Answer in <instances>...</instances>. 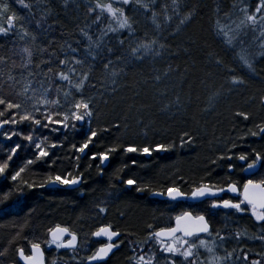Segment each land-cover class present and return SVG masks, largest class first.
<instances>
[{
  "label": "snow or ice",
  "instance_id": "obj_1",
  "mask_svg": "<svg viewBox=\"0 0 264 264\" xmlns=\"http://www.w3.org/2000/svg\"><path fill=\"white\" fill-rule=\"evenodd\" d=\"M17 2L26 10V15L18 16L11 11L9 4L0 3V106H3L0 108V136L6 142H12L7 147L0 145V152L4 154L3 158H0V179L12 182L7 189H0L2 193L0 205L6 204L13 198L19 203L20 198L37 188L43 189L56 185L71 189L73 192L78 188H84L89 184L92 164L89 163L82 170L80 163L82 157H87L89 161H98L96 175L103 177L105 165L114 154L135 153L152 157L153 153L168 152L176 147L174 142L155 145L129 143L126 146L114 143L103 151H89L90 146H95L94 141L110 129L92 128L98 109L96 96L87 95L86 89L95 90L100 95H103L104 91L114 95L118 91L121 77L126 75V70L132 62H142L146 56L159 58L163 57L165 52L169 55L172 53L170 45L161 42L159 38L145 39L137 42L135 46L129 45L127 55L124 53L116 55L109 47L106 51L109 56L115 55V60L104 57L100 61L99 77L94 76L96 64L88 63V61L98 60V50L109 34L123 33L125 30L130 36L135 34L132 17L127 10L130 6H135L133 11L143 9L146 14L151 12V19L159 28L157 13L153 10L156 0H87L84 4L85 15L91 17V20H86L84 27L76 25L81 39L73 42L64 39L66 35H72L71 32L60 31V39H56L57 27L61 26L60 12L57 11V7L67 10L75 4L76 8H80L79 0H33L31 3L17 0ZM241 3L242 6L233 4V7L237 8L241 14V18L238 21H231L230 24H221L217 19L216 29L218 34L225 37L226 44L233 50H235V42L243 43L240 39L242 36H246L249 31L254 34L253 40L258 41L259 51L253 53L241 47L235 56L242 69L255 78H261L264 68H258L257 63L259 60H264V0H257L251 10L243 0ZM172 5L173 15L178 19L175 32L172 33L175 35L180 32L181 26L192 20L194 13L189 10L181 16V0H172ZM163 9L165 21L171 22L173 15H167L168 5H163ZM225 15L230 16V13ZM50 20L51 23H49ZM94 28L95 31H93ZM117 42L123 46L125 40L119 39ZM184 51L189 50L184 49ZM215 63L223 65V58L216 59ZM173 71L172 65L169 64L167 71L153 75L150 80L144 79L143 83L148 85L151 81L152 86L155 87ZM228 71L230 83L233 86L246 83L244 76L235 74V68H229ZM93 79L95 83L92 82ZM156 91L161 96L167 94L166 90L161 91L159 88ZM179 101L180 97L176 96L177 104ZM261 103H264V97L261 98ZM169 107H171L170 104L165 105L162 110H167ZM236 115L245 121L250 118V114L245 112H238ZM137 123L142 122L137 121ZM78 124L88 126L87 131L84 132L83 142L70 143L69 151L72 155L62 160L54 150L64 148L65 141L68 140V130L78 132L80 130ZM21 125H27L26 135L18 130ZM6 126L8 130H5ZM114 127L119 128L120 125L116 124ZM144 127L146 128L147 125ZM255 127V131L248 129L237 139L240 141H246L248 137L264 139V122ZM42 130H47V134ZM37 132L41 134L35 135L34 133ZM59 134H63V139L50 142V135ZM145 135H147L146 132ZM13 137L17 140L14 141ZM184 137H187V140ZM192 140L194 137L185 132L181 137L180 146L183 147ZM24 150L31 151V158H25L19 165L12 167L14 158ZM65 160L68 161L67 167H54L57 164H63ZM218 162H226L230 172L238 171L246 178L241 182L228 176L226 184L219 186L211 182L212 173L208 171L207 182L205 178H202L188 192L182 191L181 187L175 183L157 189L150 181L133 176L124 179L122 173L130 167L125 163L116 168L109 177L108 195L115 194L118 197L132 190L137 194L147 193L152 196L166 197L169 201L209 199L211 200L208 204L209 212L215 214L216 210H226V214L227 212L247 214L256 227V232L250 233L247 228L234 230L225 228L222 235L221 230L212 228L208 216L203 212L194 214L187 210L175 215L173 226L157 228L153 224H147V235L143 241L131 239L134 233H122L119 228H114L109 223L91 233L92 237L103 238L106 242L91 251L90 255L82 257L83 264H107L114 250H118L125 244L133 253L129 258L131 264H161V261L157 259V253L162 257V264H178V261L179 264H264V252L256 253L258 259H250L251 249L245 244V241H258L264 246V148L258 150L248 145L244 150L241 144L231 141L230 147H226L223 153L210 161L217 166ZM39 164L50 169L44 175L43 182L37 183L35 180L25 179L24 176L31 167ZM130 164L136 166L138 161L132 159ZM140 167L147 168L149 165L141 164ZM180 180L183 181V177H180ZM118 185L124 187L120 188ZM225 193L236 195L234 198L226 199L221 195ZM81 195L84 193L81 192ZM106 204V201H101L95 205L98 214L108 212ZM31 211L34 209H30V213ZM214 231L215 235H213ZM202 234H205L207 238H202ZM47 236L45 243L48 247L55 246L57 250L70 249L73 252L80 247L77 232L60 224L48 228ZM125 237L129 238L125 239ZM25 240L28 241V238L25 237ZM230 241L236 244L231 250L224 246ZM28 243L29 252L27 253L24 247L15 249L19 261L22 264H45L41 243L32 241ZM149 243L156 248V251H152L151 248L145 251L144 247H139L137 251L139 245ZM201 250L206 253L203 259ZM221 251L222 254H220ZM7 254V247L0 251V257ZM53 264L56 262L53 261Z\"/></svg>",
  "mask_w": 264,
  "mask_h": 264
},
{
  "label": "trees",
  "instance_id": "obj_2",
  "mask_svg": "<svg viewBox=\"0 0 264 264\" xmlns=\"http://www.w3.org/2000/svg\"><path fill=\"white\" fill-rule=\"evenodd\" d=\"M25 2L31 3L33 0H25ZM243 2L247 3L251 10L257 0H243ZM0 3L9 4L11 11L18 16L26 15V10L17 0H0ZM86 3L87 0L81 3L82 15L80 16H77L73 5L67 10L57 7L61 21V26L57 27L56 31L57 40L60 39V31L72 33L64 37L69 42L81 39L76 25L84 27L86 20H91V17L85 15L84 4ZM156 3L160 14L164 12L163 5L167 4L169 11L167 15H173L172 0H156ZM234 3L242 6L241 0H181V16L189 10L193 11L194 15L190 22L181 26L179 33L172 34L178 24L176 16L173 15L171 22L165 21L164 16L157 17V23H162L161 28L165 27L159 39L170 45L171 55L165 52L163 57L132 62L126 70V75L121 77L118 91L114 95L109 91H104L103 95H100L95 90L86 89L87 95L96 96L98 115L93 119L92 128L110 129L94 141L95 146H90V152L103 151L114 143L126 146L129 143L155 145L174 142L176 147L168 152L153 153L152 157L135 153L114 154L105 166L103 177L96 175L98 161H89L87 157H82L80 161L82 170L89 163L92 164V175L89 177V184L84 188H78L75 192L66 188H37L20 198L19 203L13 198L6 204L0 205V251H3L5 247L8 248L7 256L0 257V264H14V262L21 264L15 249L24 247L26 253L29 252L28 241L41 243L46 253L47 264H53V261L56 264H83L81 258L90 255L91 251L103 243L101 240H80V247L76 252L48 247L46 240L41 238L47 237V229L56 224L68 227L79 236L87 238L92 237L91 233L98 227L111 223L122 233H134L131 239L144 240L147 235V224H153L157 228L169 227L173 224L175 215L191 210L194 213L203 212L207 215L212 228L221 230L222 235L225 228L229 230L247 228L250 233L257 231L247 214L231 212L226 214V210H216L215 214H212L208 211V204L206 205L205 201L198 203L188 200L169 201L147 193L137 194L132 190L117 197L115 194L109 196L107 190L109 177L116 168L125 163L130 167L122 173L124 179L133 176L150 181L157 189L175 183L181 187L182 191L188 192L202 178H205L207 182L208 171L212 173L211 182L219 186L226 184L228 176L241 182L246 178L238 171L230 172L226 162H218V166L210 163L217 155L223 153L226 147H230L231 141L241 144L244 150L248 145L258 150L264 148V139L260 137H248L246 141L237 139L248 129L255 131V126L264 122V103H261V98L264 97V73L261 78L251 76L241 68L235 56L241 47L253 53L259 51L258 41L253 40L254 34L251 31L240 38L243 43L235 42V50L228 46L225 37L217 32V19L221 24H230L231 21H238L241 18L237 8L233 7ZM218 7L219 12H217ZM225 13H230V16H226ZM129 16L132 17L134 35L142 36L146 32H153L145 28L142 23H138L136 17L131 14ZM51 22L50 20L49 23ZM64 25L66 27H63ZM143 37L145 38L144 35ZM119 39L125 40L123 46L118 44ZM130 39L131 36L127 30L123 33L109 34L104 39L102 47L98 50V60L88 61V63L96 64L95 77L100 76V61L104 57L115 60V55L109 56L106 49L111 47L116 55L121 53L127 55L129 45H132ZM184 49L189 51L185 52ZM218 58H223V65L215 63ZM169 64L174 71L162 82L157 83L155 87L152 86L151 81L148 85L143 83L144 79L150 80L153 75L167 71ZM177 66H179L178 70H176ZM257 67L264 68V60H259ZM229 68H235V74L244 76L246 83L233 86L230 83ZM92 82L95 83V79ZM157 88L161 91L166 90L167 94L159 95ZM215 93L219 95L214 96ZM176 96L180 97L178 104ZM169 104L171 107L162 110ZM238 112L250 114L249 120L245 121L236 115ZM116 124L120 127H114ZM145 125H147L146 128ZM87 127L86 124L83 126L78 124L80 129L78 132L68 130V140L65 141L64 148L54 150L62 160L72 155L69 151L70 143L83 142ZM18 130L25 135L28 133L27 125L19 126ZM185 132L194 137V140L181 147V137ZM34 134L37 135L38 132ZM59 139H63V134L50 137V142H56ZM184 139L187 140V137ZM0 153L2 155L0 157H3L4 154ZM25 158H31V151L20 152L12 163L13 167L19 165ZM132 159L138 161L136 166H131ZM141 164H148L149 167H140ZM67 166L68 161L65 160L63 164H57L54 167ZM48 171L50 169L47 166L39 164L31 167L24 178L40 183L43 182V177ZM180 177H183V181ZM11 185L10 180H0V189H7ZM118 187L124 186L118 185ZM81 192L84 195H81ZM224 198L229 197L224 195ZM101 201L107 202L106 214H98L96 211L95 205ZM30 209L34 211L30 213ZM127 238L129 237H125ZM202 238L207 237L203 235ZM224 246L231 250L236 244L230 241ZM132 255L127 244L122 245L109 257L107 264H131L129 258ZM205 255L206 253L201 250L202 259ZM157 259L162 264V257Z\"/></svg>",
  "mask_w": 264,
  "mask_h": 264
},
{
  "label": "rangeland",
  "instance_id": "obj_3",
  "mask_svg": "<svg viewBox=\"0 0 264 264\" xmlns=\"http://www.w3.org/2000/svg\"><path fill=\"white\" fill-rule=\"evenodd\" d=\"M83 0H79L80 4L82 3ZM157 4V3H156ZM73 6H75V4H73ZM135 6H130L127 10H128V14L130 15H133L134 17L137 18V21L138 23L140 22V24L142 23V25L147 28L148 30L151 29L152 33L150 32H146L145 34H143L145 36V38L142 36H137V35H131V42L130 44H132L133 46H135V44L137 42H140V41H143L145 39H152V38H159L160 36H162V34L164 33V29L165 27L161 28L162 27V23L160 24V27L157 28L156 27V24L153 23L152 19H151V12H148L147 14L144 12L143 9H140L139 11H133V8ZM75 10H76V14L77 16H80L82 15V6L80 8H76L75 7ZM153 10L157 13V17L158 18H161L162 16H164V12L160 14V11H159V8L155 5ZM164 11V9H163ZM169 13L168 9H167V14ZM146 24V25H145ZM165 24V23H164ZM149 58H153L151 56H146L145 59H149ZM5 130H8L7 126H6V129ZM45 134H47V130H42ZM37 135H40V132H38ZM53 136L55 135H50V137L52 138ZM13 140L16 141L17 138L16 137H13ZM12 142H6L4 140V138L2 136H0V145H4V146H9L11 145ZM26 151H29V150H26ZM0 156L1 153H0ZM254 178H258V177H254ZM24 199V198H23ZM206 205L207 204H210V200H206L204 202Z\"/></svg>",
  "mask_w": 264,
  "mask_h": 264
},
{
  "label": "flooded vegetation",
  "instance_id": "obj_4",
  "mask_svg": "<svg viewBox=\"0 0 264 264\" xmlns=\"http://www.w3.org/2000/svg\"><path fill=\"white\" fill-rule=\"evenodd\" d=\"M54 142V141H52ZM0 158H3V157H0ZM15 159V158H14ZM13 163V162H12ZM13 167V164L11 165ZM1 180V179H0ZM49 187H52V188H64V187H57V186H49ZM65 189V188H64ZM223 196L227 195V197H232L234 198L235 195H233L232 193H225V194H222ZM206 200H209V199H206ZM204 200V201H206ZM200 213V212H199ZM198 214V213H197ZM246 215V214H244ZM62 226V225H61ZM79 236V235H78ZM48 239V236L47 237H42L41 240H47ZM128 239V238H127ZM79 240H101L103 243L106 242L103 238H94V237H81L79 236ZM140 241H143V240H140ZM245 244L247 245V248L251 249V253H250V259H258L259 257L256 255V253H259V252H264V246H262L258 241L257 242H252V241H245ZM139 247H144L145 251H147L149 248L152 249V251H156V248L152 246L151 243L147 244V245H139L137 247V251H139ZM52 248L55 249V246H52ZM161 257V255L159 253H157V258ZM20 263L22 264V262L20 261Z\"/></svg>",
  "mask_w": 264,
  "mask_h": 264
},
{
  "label": "water",
  "instance_id": "obj_5",
  "mask_svg": "<svg viewBox=\"0 0 264 264\" xmlns=\"http://www.w3.org/2000/svg\"><path fill=\"white\" fill-rule=\"evenodd\" d=\"M107 165V164H106ZM105 165V166H106ZM53 186H56V185H53ZM57 187H63V186H57ZM66 189H68V188H66ZM156 197H160V196H156ZM160 198H166V197H160ZM167 199V198H166ZM191 201H198V200H191ZM42 247V246H41ZM43 248V247H42ZM116 250H114V252H115ZM112 255V254H111ZM110 255V256H111ZM44 259H45V264H47V262H46V255H45V252H44Z\"/></svg>",
  "mask_w": 264,
  "mask_h": 264
},
{
  "label": "bare ground",
  "instance_id": "obj_6",
  "mask_svg": "<svg viewBox=\"0 0 264 264\" xmlns=\"http://www.w3.org/2000/svg\"><path fill=\"white\" fill-rule=\"evenodd\" d=\"M42 246V245H41Z\"/></svg>",
  "mask_w": 264,
  "mask_h": 264
}]
</instances>
